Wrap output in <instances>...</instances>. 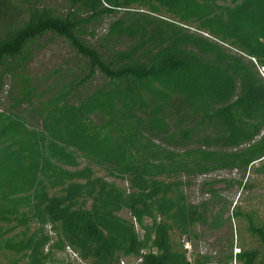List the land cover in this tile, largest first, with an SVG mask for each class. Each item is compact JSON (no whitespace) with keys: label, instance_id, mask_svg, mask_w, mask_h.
<instances>
[{"label":"trees","instance_id":"trees-1","mask_svg":"<svg viewBox=\"0 0 264 264\" xmlns=\"http://www.w3.org/2000/svg\"><path fill=\"white\" fill-rule=\"evenodd\" d=\"M60 1L0 0V91L39 118L0 107V264H54L67 248L86 264L142 250L145 264H189L181 239L198 226L222 240L193 263L228 264L235 234L240 264H264V213L235 204L243 222L226 234L212 218L221 192L264 174V0ZM47 36L69 52L44 96L24 66ZM216 172L237 178L205 180L191 201Z\"/></svg>","mask_w":264,"mask_h":264},{"label":"rangeland","instance_id":"rangeland-1","mask_svg":"<svg viewBox=\"0 0 264 264\" xmlns=\"http://www.w3.org/2000/svg\"><path fill=\"white\" fill-rule=\"evenodd\" d=\"M40 2L44 5H48L50 7L56 8L57 11H61L64 7V3L60 0H40ZM97 24H95L96 27ZM93 28H95L92 25ZM89 26V28H92ZM117 49H128L133 43L132 40L128 39L127 37L122 38L118 42ZM30 53L28 55V62L24 66V73L27 74L30 77L31 83L37 85L39 88V93L43 92L44 96L47 94H50L55 89V77L51 75L53 69L58 68H64V66H61L66 58H68V52L69 48L64 41V39L59 37H53V36H47L44 37L42 41L37 42L35 45H32V47L29 49ZM63 70V69H62ZM63 72V71H62ZM64 77V76H62ZM62 77L60 78L61 81H63ZM17 80V78H16ZM99 80L101 81V76L98 74V77L93 81L92 85H96ZM4 83L11 86L14 85V82L12 80H6L4 79ZM10 89V88H9ZM15 94V88H11V94H8L6 92L0 91V107L4 110H22L23 114L28 116L31 115L35 119L37 118L36 113L31 112V108L27 107L25 104L20 107H14L12 108V96ZM38 100L36 99L35 104L37 105ZM30 119L31 123L37 124L35 119ZM98 174H102L100 171H96ZM226 172H216L214 174H211L207 178H198L195 181V185L192 186L188 190V195L190 197V200L193 202H196L201 198V195L199 193V185L201 182L205 180H213V179H219V178H237V175H226ZM250 181L252 183L251 191H242L239 189L236 185L230 187V189L224 190L221 192L223 197H225L226 204L223 206V210L220 207H216L212 210V218L213 220L220 216V213H222V218L227 219V224L225 227L222 228V232L226 234L228 232V229L230 225L232 228L237 225L238 227L241 226L243 220L241 218H237L234 216L232 212V207L235 204H238L241 206L243 210H255L257 214H263L264 213V174H254L251 175ZM116 183L120 186H125L124 183H121L117 180H115ZM218 187H222L223 185H218ZM122 216L127 217L125 212L121 213ZM146 223L149 222V220L146 219ZM137 231L142 235V230L136 226ZM196 231L199 233L200 238L198 240L192 239V248L195 253H198L200 251L204 252L205 254L208 253L210 255H214L216 250L212 249V247H216L222 239L218 238V235L215 231H209L205 228L195 227ZM234 231V230H233ZM227 236V235H226ZM183 239V238H182ZM181 239V242H182ZM242 240L240 239L239 235L237 237V243L240 246ZM67 253H57L56 259L57 262L54 264H86V262L82 261L78 256L74 255L70 249L67 248ZM69 258L68 260L66 259Z\"/></svg>","mask_w":264,"mask_h":264},{"label":"built area","instance_id":"built-area-1","mask_svg":"<svg viewBox=\"0 0 264 264\" xmlns=\"http://www.w3.org/2000/svg\"><path fill=\"white\" fill-rule=\"evenodd\" d=\"M258 72H259L260 76L264 78V66H258ZM233 228H235V226ZM233 239H234V245L232 248L231 257L228 261V264H240L239 259H238V255L240 254L241 249L237 243V237L235 236V234H234ZM182 243H183V248L186 251L187 259L190 262L189 264H195L192 262V254L194 252V250L191 246V245H193L192 242L188 241L186 238H183ZM146 253H147L146 250H142L141 251L142 255L122 257L118 261V264H145L144 259H143V254H146ZM198 253L205 254L202 251H200ZM215 253H214V255H211V256L216 257ZM73 254L76 256L75 253H73ZM205 264H223V263L219 259H213L211 262H208Z\"/></svg>","mask_w":264,"mask_h":264}]
</instances>
